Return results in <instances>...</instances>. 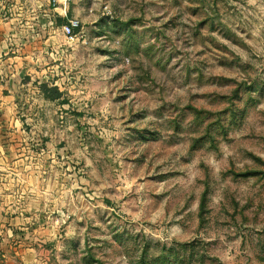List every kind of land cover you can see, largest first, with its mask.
I'll return each instance as SVG.
<instances>
[{
    "label": "rangeland",
    "instance_id": "374dc122",
    "mask_svg": "<svg viewBox=\"0 0 264 264\" xmlns=\"http://www.w3.org/2000/svg\"><path fill=\"white\" fill-rule=\"evenodd\" d=\"M16 5L42 263L264 264V0Z\"/></svg>",
    "mask_w": 264,
    "mask_h": 264
},
{
    "label": "crops",
    "instance_id": "0c3cea01",
    "mask_svg": "<svg viewBox=\"0 0 264 264\" xmlns=\"http://www.w3.org/2000/svg\"><path fill=\"white\" fill-rule=\"evenodd\" d=\"M19 1L0 0V264H43L40 241L50 237L43 223V234L36 232L35 203L26 197L19 199L17 194L32 191L31 186L18 182L17 162L23 153L17 148L16 113L23 84L28 79L24 74L31 69L16 53L19 43L14 36L17 34L15 8ZM54 11L59 15V8Z\"/></svg>",
    "mask_w": 264,
    "mask_h": 264
},
{
    "label": "built area",
    "instance_id": "2783aa9c",
    "mask_svg": "<svg viewBox=\"0 0 264 264\" xmlns=\"http://www.w3.org/2000/svg\"><path fill=\"white\" fill-rule=\"evenodd\" d=\"M53 8H59L58 14L65 15L67 4L72 0H49ZM79 27V21L75 17L66 18L61 25V30L67 38H73L75 30Z\"/></svg>",
    "mask_w": 264,
    "mask_h": 264
},
{
    "label": "trees",
    "instance_id": "16d2710c",
    "mask_svg": "<svg viewBox=\"0 0 264 264\" xmlns=\"http://www.w3.org/2000/svg\"><path fill=\"white\" fill-rule=\"evenodd\" d=\"M61 21L62 19L59 18L58 22L60 23ZM40 88L43 94L49 99H57L62 95L56 86H49L46 83H42L40 84Z\"/></svg>",
    "mask_w": 264,
    "mask_h": 264
}]
</instances>
